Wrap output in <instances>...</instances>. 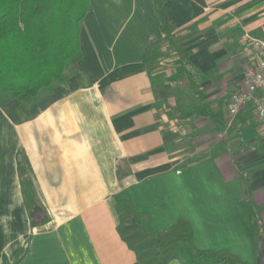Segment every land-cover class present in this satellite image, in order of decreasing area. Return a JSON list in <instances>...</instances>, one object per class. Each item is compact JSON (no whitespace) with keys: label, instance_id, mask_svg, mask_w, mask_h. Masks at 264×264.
<instances>
[{"label":"crops","instance_id":"obj_1","mask_svg":"<svg viewBox=\"0 0 264 264\" xmlns=\"http://www.w3.org/2000/svg\"><path fill=\"white\" fill-rule=\"evenodd\" d=\"M163 3L192 69L154 0H91L75 72L0 106V264H142L118 231L120 200L157 231L185 219L200 249L257 263L264 122L250 106L232 114L230 95L257 60L244 35L264 36V0ZM161 45L171 79L153 66Z\"/></svg>","mask_w":264,"mask_h":264},{"label":"trees","instance_id":"obj_2","mask_svg":"<svg viewBox=\"0 0 264 264\" xmlns=\"http://www.w3.org/2000/svg\"><path fill=\"white\" fill-rule=\"evenodd\" d=\"M154 2L167 44L192 69L182 46L187 37L178 35L163 0ZM91 9V0H0V106L13 100L31 104L67 81L82 57L81 26ZM163 105L156 103L159 110ZM176 137L171 130L164 132L167 146ZM117 210L118 231L142 264H169L176 258L185 264H249L225 250L197 247L188 220L157 231L126 200L119 201ZM260 239H256L257 251ZM5 264L14 263L5 259Z\"/></svg>","mask_w":264,"mask_h":264},{"label":"built area","instance_id":"obj_3","mask_svg":"<svg viewBox=\"0 0 264 264\" xmlns=\"http://www.w3.org/2000/svg\"><path fill=\"white\" fill-rule=\"evenodd\" d=\"M245 43L257 53V60L245 71L242 88L230 95V112L238 113L250 104L255 116L264 122V36L244 35Z\"/></svg>","mask_w":264,"mask_h":264},{"label":"rangeland","instance_id":"obj_4","mask_svg":"<svg viewBox=\"0 0 264 264\" xmlns=\"http://www.w3.org/2000/svg\"><path fill=\"white\" fill-rule=\"evenodd\" d=\"M173 51L171 50V48H169V46H167V45H161L159 48H156L155 50H154V52H153V57H154V54H155V63H153L154 65L153 66H156V65H158V63H160V60H162L163 59V61L165 62L164 64H163V67H164V69H170L171 70V74H170V76H169V79H171V76L173 75L172 74V72H173V70H174V67H175V65H176V63H175V61L173 60V57L175 56L174 55V53L170 56H167L168 55V53H172ZM159 53H160V55H159ZM152 54V53H151ZM174 55V56H173ZM153 57H151V56H149V60H151ZM169 57V58H168ZM173 79V78H172ZM179 85H180V83L179 82H177ZM46 93V92H45ZM44 94V93H43ZM42 95V94H41ZM40 95V96H41ZM39 96V97H40ZM38 97V98H39ZM22 178H23V180H24V171H23V169H22ZM258 222V225H259V221H257Z\"/></svg>","mask_w":264,"mask_h":264},{"label":"water","instance_id":"obj_5","mask_svg":"<svg viewBox=\"0 0 264 264\" xmlns=\"http://www.w3.org/2000/svg\"><path fill=\"white\" fill-rule=\"evenodd\" d=\"M256 264H264V239H260L258 244V256Z\"/></svg>","mask_w":264,"mask_h":264}]
</instances>
